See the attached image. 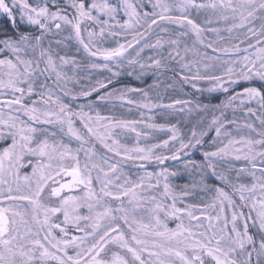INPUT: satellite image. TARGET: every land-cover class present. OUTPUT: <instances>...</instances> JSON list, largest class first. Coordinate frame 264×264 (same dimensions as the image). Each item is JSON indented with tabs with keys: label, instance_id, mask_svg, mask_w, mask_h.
<instances>
[{
	"label": "snow or ice",
	"instance_id": "6c2138e0",
	"mask_svg": "<svg viewBox=\"0 0 264 264\" xmlns=\"http://www.w3.org/2000/svg\"><path fill=\"white\" fill-rule=\"evenodd\" d=\"M0 16V264H264V0H0ZM109 37L123 42L104 46ZM71 39L110 75L87 85L70 75L81 65L60 46ZM161 69L224 99L164 104L149 94L158 83L115 87ZM115 101L211 117L184 136L145 124L143 111L103 115ZM140 125L168 138L147 143ZM169 161L198 179L177 190Z\"/></svg>",
	"mask_w": 264,
	"mask_h": 264
},
{
	"label": "trees",
	"instance_id": "16d2710c",
	"mask_svg": "<svg viewBox=\"0 0 264 264\" xmlns=\"http://www.w3.org/2000/svg\"><path fill=\"white\" fill-rule=\"evenodd\" d=\"M7 25V20L4 16H0V29L5 28ZM22 29L29 30L31 31V28H24L21 26ZM53 39H60L59 37H54ZM188 44L191 43V40L187 41ZM67 44V43H66ZM56 47V45H53ZM61 49H64L65 47L63 45L60 46ZM131 52V50H130ZM134 52H131L132 55ZM167 52L165 51V55ZM145 58L149 55H154L153 52L146 50L145 53L143 54ZM81 56L83 58L81 62V67L79 69H75L77 72L78 76L81 78V85H86L88 83H94L96 79H103L106 76H109L110 74L106 71H100V70H93L91 69L88 65L90 63H102L103 61L98 60L96 58H90L88 56H84V54L81 52ZM172 68L177 69V65L171 64L170 65ZM178 71V70H177ZM88 77H91V81L87 79ZM118 83L115 84L116 88H123L125 86L127 87H139V88H144L145 90H148L149 85L157 84L158 87H154L150 90V96L154 101H159L164 104H170L173 100L175 99H188V100H193L199 101L200 103H209L211 102L212 104H217L220 102V100L224 99V94L222 93H207L204 92L203 94H200L198 92H195L193 89H191L190 86L188 85H181L179 82V77L175 74L173 71H168L161 69L158 71V73L155 74H149L148 76L142 78L141 80H136L135 77H128L127 75H123L119 78ZM88 82V83H87ZM171 85V87H169ZM204 86V85H201ZM112 86H110L111 88ZM237 91L240 90L239 86L236 88ZM134 99H141V97L137 94H132ZM80 103H83L84 101L81 100L79 101ZM180 106H176V109H164V108H155L152 109L151 111L147 109H137L136 107H131V110H129L128 105H123L120 101H115L114 103H108L104 106L101 107V113L103 115H111L115 116L118 119H127V120H139L141 119L140 113L143 111L144 112V117L143 119L145 120V124L147 123H157V124H165V125H173L175 124L183 133L184 136L190 135L191 129L195 126L199 127V120L204 117L205 120L210 119L211 117V112L205 116L204 113L201 112H196L193 111L191 113H188L187 111L185 112H180L179 109ZM257 106L254 105L253 108H256ZM228 115H232L231 111H229ZM257 115L259 113L257 112ZM237 120L240 123L243 120L244 114L241 112L236 113ZM148 117H152V120H149ZM248 117V116H247ZM249 122H252L254 126L256 127L257 130H260V122L256 119L255 116L248 117ZM243 124V123H241ZM140 130H145L147 129L144 125L138 126ZM158 131V130H157ZM168 133L167 130L161 131L162 137L165 136L163 133ZM128 143H134L135 142V134L134 133H129L128 134ZM167 134L164 138L161 139H166ZM160 140V139H158ZM143 143V142H142ZM101 151V149H98ZM102 152V151H101ZM192 159L200 160L201 156L200 153L194 152ZM183 159H188V157H183ZM182 161L179 162H173L169 161L167 163V166L172 169L176 170L179 175L176 177H172L171 183L176 187L177 190H179L183 185L191 183L194 179H198L197 176L195 175H189L187 172L184 171L183 169V163ZM133 166L129 165L128 170L134 171ZM154 170L153 165H149L148 169ZM136 169V168H135ZM200 195H196L194 198H192L189 202L192 203L194 200L197 201L198 203L200 202ZM207 199V197H205ZM170 226L174 227V223L170 222Z\"/></svg>",
	"mask_w": 264,
	"mask_h": 264
},
{
	"label": "rangeland",
	"instance_id": "374dc122",
	"mask_svg": "<svg viewBox=\"0 0 264 264\" xmlns=\"http://www.w3.org/2000/svg\"><path fill=\"white\" fill-rule=\"evenodd\" d=\"M210 14H201L198 18H197V22L198 23H201L202 25H204L205 27H220V28H223L225 27V25L221 22V23H217L215 18H213V22L211 25H205V19L209 16ZM21 26H23L24 28H30L28 25L26 24H22ZM256 26L259 27V21L256 22ZM67 33H61L60 35V39L63 40L64 36H66ZM221 35L225 37V41L228 40V33L227 32H221ZM210 38H214V37H211ZM116 40H120V42H123V38L121 37H117V38H111L109 37L105 42H104V46H111V47H114L116 46ZM152 40L154 42L155 40V36L152 37ZM65 43H67V47H65L64 49H62V53L61 54H66L68 56H75L77 61L80 63L81 65V62L83 60L82 56H81V52L84 54V56H88L87 53L84 52V50L81 48L80 51L77 53L76 49L79 47L77 42L75 41V39H71V40H67L65 41ZM189 46H191V43L189 44ZM135 54V53H133ZM90 57V56H88ZM189 57L191 58V54H189ZM90 58H93V57H90ZM177 70L179 69V66L177 65ZM70 75L72 74L73 71H75V69H73L71 66H69L68 68L65 69ZM82 82V81H81ZM88 83V82H87ZM91 83V82H90ZM89 84V83H88ZM87 85V84H86ZM255 104L251 105L252 107H254ZM257 106V105H256ZM259 113V112H258ZM229 118H232V115H229ZM237 118V116H236ZM243 120L245 121H249V118L247 116L244 115L243 117ZM240 123H244V121H241ZM143 131V130H142ZM144 131H150L151 132V138L147 141V143H155L158 141V139L161 140V138H164L167 134V137L169 135V133H163L165 134V136L162 137V133L161 131H153V130H150V129H145ZM181 131V130H180ZM183 135V133H181ZM244 134H247V130H245V133ZM253 135H255L253 133ZM144 142V141H142ZM97 148L98 149H101V151L103 152V149L100 148L99 145H97ZM149 171H152V168L151 169H148ZM133 173H136L137 172V169L134 168V171H132ZM142 174V173H141ZM192 203H198L197 201H193Z\"/></svg>",
	"mask_w": 264,
	"mask_h": 264
}]
</instances>
